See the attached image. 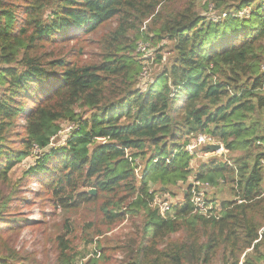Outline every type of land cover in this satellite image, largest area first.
<instances>
[{"label": "trees", "instance_id": "16d2710c", "mask_svg": "<svg viewBox=\"0 0 264 264\" xmlns=\"http://www.w3.org/2000/svg\"><path fill=\"white\" fill-rule=\"evenodd\" d=\"M141 40L159 67L146 86ZM263 61L264 0H0V187L30 163L21 181L63 213L56 264H264ZM62 124L74 129L50 145ZM198 135L225 158L194 169ZM189 178L209 188L206 215ZM179 185L167 212L151 206ZM17 187L0 196V232ZM78 230L90 253L73 249ZM0 264L35 263L8 251Z\"/></svg>", "mask_w": 264, "mask_h": 264}, {"label": "rangeland", "instance_id": "374dc122", "mask_svg": "<svg viewBox=\"0 0 264 264\" xmlns=\"http://www.w3.org/2000/svg\"><path fill=\"white\" fill-rule=\"evenodd\" d=\"M216 14L217 13L212 12V10L208 13L204 11L201 13V15L207 19L212 16H218ZM139 42L144 41L141 40L138 41V43ZM161 45L168 46L170 48V43L167 41H163ZM163 57H165V60L168 57V53L166 51H164ZM140 59H142V57ZM147 65H149V63ZM158 68L159 67L155 64H152L151 61L149 65V78L154 76V73H156ZM61 127L62 131H60L58 136L52 142L53 146L64 145L65 138L74 129V125L70 124H62ZM40 154V151L39 153H33L31 157L32 162L37 161L40 157ZM225 155L226 152L223 149L222 152L217 154L201 152L193 160L192 167L196 169L199 164L206 162L212 157L225 158ZM24 162L26 164L25 166L20 164L12 171V173L9 174L11 186H9L7 189V185L5 183L4 186L0 187V196H4V194H8L16 186H18L16 189V194L11 198L7 217H10L12 220H16L17 222L12 227H10L13 229H3L0 232V256L5 255V253L8 251H13L28 261H34L35 264H56L55 249L58 248L55 245V240L60 233L58 226L61 227V225L58 223L59 220L62 219L63 213H61L58 208H52L51 202L49 201L48 196L45 194L46 191L43 189L39 180L35 179L32 181H21L23 172L30 164L27 161ZM189 181H192V178H189ZM183 189H185V187H182V185H179L177 188H173V197H169V200L171 198L173 202L181 199ZM214 192V190L209 191L208 196L212 195ZM217 199H230V194L228 192L219 190ZM29 218H31V221H29ZM71 221L81 223L79 225V229H82V223H84V221L81 219V215L73 217ZM127 226L128 223L124 222L122 225L108 231L105 235V238L113 240L115 239L114 237H119L120 234L125 233ZM80 232L82 231L78 230L77 235L71 237V245L73 249H78L79 251H89L90 253L92 249L91 247H86L85 249L83 241L79 236ZM111 244L113 245V241ZM114 259L121 260V257L119 255L117 257L114 256Z\"/></svg>", "mask_w": 264, "mask_h": 264}, {"label": "built area", "instance_id": "2783aa9c", "mask_svg": "<svg viewBox=\"0 0 264 264\" xmlns=\"http://www.w3.org/2000/svg\"><path fill=\"white\" fill-rule=\"evenodd\" d=\"M247 12H241L239 14V16H243V15H247ZM225 15H221L220 16H212L210 17L208 20L210 21H217L220 18H224ZM150 42H139L137 44V52L141 55L142 57V71L140 73V77H141V82L144 86H146V84L149 82V75H150V70H149V65L152 61V55L150 54ZM162 60H165V57L162 58ZM149 63V65H147ZM261 71L264 72V61L261 65ZM60 133V132H59ZM55 138L51 139V144L54 141ZM209 145H216V142L205 135H198L197 137H195L186 147L185 150L188 153H192L194 155H198L197 151L199 148L201 147H206ZM221 146V145H220ZM222 146L221 149L216 152H222ZM34 153H39V150L35 148ZM140 170V168H138ZM138 170V171H139ZM138 171H136L137 173V177L140 178V174L138 173ZM209 190L208 186L203 184V183H199V182H195L192 181V188H191V198H190V203L192 205V207L194 208V211L197 212L200 215H206L207 214V206L204 200L205 197V193ZM152 207H158L160 209L161 214L163 215L165 212L168 211L169 209V196L167 195H163V196H159L156 195L152 201ZM29 221H31V218H29Z\"/></svg>", "mask_w": 264, "mask_h": 264}, {"label": "water", "instance_id": "95a60500", "mask_svg": "<svg viewBox=\"0 0 264 264\" xmlns=\"http://www.w3.org/2000/svg\"><path fill=\"white\" fill-rule=\"evenodd\" d=\"M205 148H206V150H208L211 153H216V152H218L221 149V146L216 144V145L206 146ZM89 193L91 195H94L95 194V190H91V191H89Z\"/></svg>", "mask_w": 264, "mask_h": 264}]
</instances>
